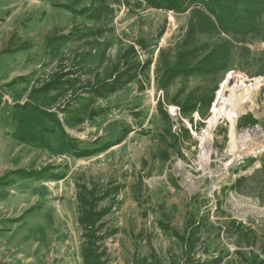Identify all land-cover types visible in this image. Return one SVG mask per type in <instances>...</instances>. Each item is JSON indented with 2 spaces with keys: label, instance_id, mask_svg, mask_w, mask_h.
<instances>
[{
  "label": "rangeland",
  "instance_id": "1",
  "mask_svg": "<svg viewBox=\"0 0 264 264\" xmlns=\"http://www.w3.org/2000/svg\"><path fill=\"white\" fill-rule=\"evenodd\" d=\"M254 2L236 34L190 40L191 9L0 0V264H264ZM212 48L217 69L166 83Z\"/></svg>",
  "mask_w": 264,
  "mask_h": 264
},
{
  "label": "trees",
  "instance_id": "2",
  "mask_svg": "<svg viewBox=\"0 0 264 264\" xmlns=\"http://www.w3.org/2000/svg\"><path fill=\"white\" fill-rule=\"evenodd\" d=\"M146 3L155 8H164L167 10H173L176 12H185L191 9V14L188 19L186 37L190 40L193 39L194 35L197 33H204L209 31H216L218 33H232L236 34L238 30L245 27L247 18H252L254 10L251 5L254 0H144ZM257 4V3H255ZM198 6L205 10V15ZM196 6V7H195ZM201 8V9H202ZM97 15L96 17H98ZM219 48H212L210 52L206 54L202 60L194 65L186 63L185 59L179 58L176 60L173 66L164 68L163 76L166 78V83L169 84L177 75L185 74H202L209 73L217 69L214 64L213 54ZM20 139H25L26 137L30 140L40 139L38 136H31L24 130L18 134ZM84 218H80V222L88 221L89 227L87 229L91 230L94 224V218L92 220V215H97L93 212H82ZM87 223V222H86ZM90 250V249H89ZM86 264H95L96 258L92 251H84L83 254Z\"/></svg>",
  "mask_w": 264,
  "mask_h": 264
}]
</instances>
